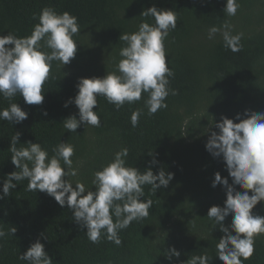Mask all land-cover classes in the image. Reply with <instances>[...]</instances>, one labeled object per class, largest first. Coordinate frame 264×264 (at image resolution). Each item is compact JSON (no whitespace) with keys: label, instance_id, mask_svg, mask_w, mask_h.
<instances>
[{"label":"trees","instance_id":"16d2710c","mask_svg":"<svg viewBox=\"0 0 264 264\" xmlns=\"http://www.w3.org/2000/svg\"><path fill=\"white\" fill-rule=\"evenodd\" d=\"M237 3V13L230 17L223 11L226 0H0V35L9 31L18 37L30 35L44 7L69 12L80 26L74 37L76 56L64 67L53 62L41 105H28L19 94L11 100L0 95V110L17 102L28 113L20 124L0 120V195L7 174L16 171L8 150L15 132L21 133V144L38 142L49 155L60 142L72 144L78 174L70 179L88 188L93 187V173L122 148L128 149L127 166L141 172L151 167L154 174L163 168L174 174L168 187L155 193L150 185L144 186L142 199L152 200L150 214L119 231V246L106 236L92 243L66 205L61 207L46 192L26 191L28 180L19 181L10 196L0 200V228L6 233L11 227L17 229L13 236L0 238V264H27L19 256L37 239L53 264H183L202 254L210 257L209 264H222L216 243L223 233L207 212L214 205L223 207L226 200L224 186L212 187L214 174L219 172L229 184L232 180L222 158H214L205 144L211 131H219L213 121L219 122L222 115L238 123L237 114L243 119L245 110L264 112V0ZM152 6L177 13V28L164 42L166 61L174 72L168 87L177 94H169L167 107L151 116L146 93L118 111L98 97L93 111L98 110L101 126L66 131L62 120L71 115L79 118L75 104L64 107L77 94L78 78H102L116 71L120 49L126 46L119 36L138 31L142 21L153 24L152 17L140 16ZM225 23L233 35L243 34L241 51L225 48L219 33L208 39L209 28H222ZM138 109L142 114L134 128L130 117ZM153 158L158 161L155 165ZM236 190L243 191L238 186ZM253 214L264 216V202ZM231 222L232 217H227L225 226ZM254 246V255L244 264H264V234L255 238ZM171 247L181 253L179 258L165 257Z\"/></svg>","mask_w":264,"mask_h":264},{"label":"clouds","instance_id":"9594fccd","mask_svg":"<svg viewBox=\"0 0 264 264\" xmlns=\"http://www.w3.org/2000/svg\"><path fill=\"white\" fill-rule=\"evenodd\" d=\"M238 8L237 0H226L223 11L231 17L236 15ZM140 16L152 17L154 23L142 21L138 31L119 36V41L125 42L126 46L120 49L121 59L116 71L106 73L102 78H78L77 94L69 98L64 107L75 104L79 118L71 115L63 119L61 123L66 131L76 133L81 125L101 126L98 110L93 111L98 107V97H104L118 111L126 103L140 101L142 93H146L145 106L151 116L167 107L165 101L169 94H177L168 87V78L173 77L174 72L166 61L164 43L170 32L177 28V13L152 6L143 10ZM38 20L28 36L18 37L10 31L8 35H0V95L5 99L11 100L19 94L26 104L41 105L43 85L49 79L53 62L58 61L64 67L76 56L78 42L74 37L80 32L76 16L44 7ZM217 33L222 36L225 48L232 52L242 50L243 34L233 35L229 24L209 28L208 39H214ZM47 114V111L43 112L44 116ZM141 114L139 109L132 113L130 120L134 128ZM244 117L241 119L237 114L238 123L223 115L219 122L213 121L219 131H211L205 144L214 158H222L232 180L229 184L228 178H222L219 172L214 174L212 187L224 186L226 200L223 207L214 205L207 212V218L223 233L216 243V257L222 264H244L254 255L255 238L264 234V216L253 214L257 204L264 202V112L245 110ZM27 118L28 113L17 102L0 110V120L12 125ZM20 137L21 133L15 132L10 140L8 150L16 171L7 174L0 200L10 196V190L15 189L19 181L27 179L26 191L46 192L61 207L66 205L72 211L74 222L87 229L85 235L94 244L106 236L108 241L121 245L119 231L150 214L152 200L142 199L144 186L150 185L155 193L161 187L167 188L174 178L173 173L163 168L154 174L151 167L141 172L134 166H127L128 149L122 148L110 163L93 173V187L88 188L83 182L73 183L70 179L78 174L73 167L72 144L60 142L49 155L40 143L27 141L21 144ZM157 163L153 158L151 164ZM237 186L243 191H237ZM229 216L232 217L231 225L225 226ZM16 231L11 227L6 233L0 228V238L13 236ZM180 254L171 247L164 255L172 260ZM19 259L27 264H53V258L39 239L20 254ZM209 260L207 254L194 255L183 264H209Z\"/></svg>","mask_w":264,"mask_h":264}]
</instances>
